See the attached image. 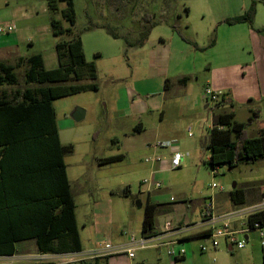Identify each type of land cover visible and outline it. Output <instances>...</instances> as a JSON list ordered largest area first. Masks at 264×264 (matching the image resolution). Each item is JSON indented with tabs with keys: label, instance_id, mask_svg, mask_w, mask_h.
I'll use <instances>...</instances> for the list:
<instances>
[{
	"label": "rangeland",
	"instance_id": "374dc122",
	"mask_svg": "<svg viewBox=\"0 0 264 264\" xmlns=\"http://www.w3.org/2000/svg\"><path fill=\"white\" fill-rule=\"evenodd\" d=\"M7 1L6 4L5 0H0V18L12 10L17 15L24 11L30 16L27 22L18 24L22 28L19 48L23 55L40 54L46 69L57 67L55 44L65 35H53L50 20L54 18L62 28L70 27L72 34L81 38L85 60L95 63L96 79H83L77 84L94 83L97 90L81 91L58 98L52 103L60 140L63 145L73 147L72 153L65 156V163L75 195L78 227L85 223L87 238L100 239L107 232L105 239L110 241L118 237L119 231L123 238L137 235L140 230L137 218L144 213L147 200L171 201L174 206H184L194 222L204 202H214L218 195L227 201L234 184L237 190L255 187L258 191L264 185V160L251 164L240 163L232 169L221 165L217 168V175L213 176L208 163L209 130L212 116L220 107L205 100L203 92L199 94V89L208 80V72L203 69L207 60L211 62L214 56H218L221 59L219 64L224 62L231 67L249 61L252 41L249 30L256 36L264 37L263 0H255L251 26L245 23L228 25L224 20L243 14L253 0H72L75 14L72 27L61 16L67 5L65 1L56 0L55 13L49 11L47 0ZM123 2L125 5L127 2L136 3L138 8L134 14L128 13L119 18L118 11L124 10ZM163 7L170 11L165 16H162L165 13ZM142 9L146 10L145 14L150 13L152 17L148 18L152 23L158 22L151 29L148 41L163 37L172 51L169 66L162 76L151 75V67L142 68L147 61L146 52L140 55L137 53L138 47L126 46L125 41L135 42L138 38L135 31L140 32L141 25H145L143 20L134 21L144 13ZM176 12H180L182 20L175 16ZM111 55L116 57L110 58ZM171 66L180 69L194 67L200 77L198 86L192 80L187 82L188 102L183 100L187 90L185 83L175 80ZM15 74L17 84L1 87L0 94L4 92L16 97L18 92L27 87L22 69H17ZM165 85L167 88H164ZM38 86L29 85L31 88ZM123 88L137 93V96L148 93L153 98H165L168 103L164 120L160 122V113L143 115L141 118H124L117 105L119 99L121 103L123 101ZM197 101L198 104L194 105ZM243 104L235 102L232 109L236 122H245L250 116L248 104ZM76 109L84 111L78 121L72 117ZM139 123L147 131L135 137H126L130 128ZM157 123L162 135L154 137L151 126ZM188 132L191 136H188ZM248 135L254 136L253 128H248ZM166 137L174 139L171 148L154 147L155 143ZM127 142L135 147L126 149L123 145ZM147 144L150 146L147 147ZM174 147L183 154L179 168L168 167L159 173L148 171L151 164L145 163V159L154 157L152 148L157 150L155 156L159 157L168 151L172 153ZM118 155L123 158L112 163H99L103 158ZM151 174L161 184L159 189L141 185ZM212 183L218 184L221 190L211 188ZM162 218H165L162 213L157 215L155 224ZM92 243L88 244L85 251L97 247ZM192 243L203 244L207 250L202 255H209L212 246L210 239ZM218 243L222 247L225 245L223 239H219ZM6 261L9 260L0 259V263Z\"/></svg>",
	"mask_w": 264,
	"mask_h": 264
},
{
	"label": "trees",
	"instance_id": "16d2710c",
	"mask_svg": "<svg viewBox=\"0 0 264 264\" xmlns=\"http://www.w3.org/2000/svg\"><path fill=\"white\" fill-rule=\"evenodd\" d=\"M60 1L67 4L61 16L72 27L75 24L72 0ZM47 5L52 13L57 11L56 0H47ZM254 6L255 0L243 14L224 22L251 26ZM141 20L145 25H141L138 44L158 24L145 16ZM50 24L53 35H65L55 44L57 67L46 69L40 54L21 60L17 68L22 69L27 87L16 97L0 94V257L14 255L15 244L27 240H33L37 252L43 254L81 250L75 203L64 161L73 147L61 144L52 103L81 91L97 90L94 83L77 84L83 79L94 80L96 67L85 60L82 41L72 34L70 27L62 28L54 18ZM15 68L0 63V88L17 84ZM179 81L186 83L187 78ZM30 84L39 86L31 88ZM215 107H219L218 104ZM233 118V112L221 109L212 116L208 142L211 171L221 165L232 169L240 163L264 160V127L250 138L246 127L253 118L247 123L236 122ZM122 158V155L103 158L99 163H112ZM230 198L234 205H243L242 190L234 188ZM166 209L165 204L145 205L142 236L155 235V218ZM254 223L264 226V211L247 217L248 228L252 229Z\"/></svg>",
	"mask_w": 264,
	"mask_h": 264
},
{
	"label": "crops",
	"instance_id": "0c3cea01",
	"mask_svg": "<svg viewBox=\"0 0 264 264\" xmlns=\"http://www.w3.org/2000/svg\"><path fill=\"white\" fill-rule=\"evenodd\" d=\"M5 3L7 4L8 1L5 0ZM121 4L124 7V10L123 12L118 11L119 18H123L128 13L131 15L134 14L133 12L138 8L136 3L129 4V2H127L126 5H130L128 7H126L124 2ZM129 7L130 9H128ZM163 8L165 10V7ZM142 10L144 13H140L141 15H139V19L134 20L135 22H140L144 16H150V13L145 14V9ZM168 12L170 11L165 10V13H162V16H165ZM18 14L20 15H17V12L12 10L9 11L7 15L0 18V21L2 20L0 24H9L13 26V31L11 33L0 34V63L14 66L16 67L15 69H18L17 66L20 64L19 62L21 60L32 56L23 55L19 48L20 32L22 28L18 26V24L27 22L30 16L24 11ZM175 16L182 20L180 12H176ZM170 26L171 28H173V26L176 28L175 25ZM135 33V36L138 37L135 39L136 41H127L130 45L126 44V46L128 48L138 47L137 53L140 55L146 52L145 55L147 61L143 63V69L151 67V75H164L167 71L169 59L172 55V51L169 49L167 42L163 39V37H158L157 41L154 39L148 41L151 33L150 30L147 38L136 46L140 32L135 31ZM178 35L181 36L180 33H178ZM248 35L252 40L250 51L251 58L249 61L245 62L244 65L241 63L231 67L227 66L224 62L219 64L221 59L218 56H214L211 62L207 60V62L203 65V69L208 72V80L199 89V94H202L205 87H210L214 91L221 92L223 97L213 103V106L218 104L220 109L225 111L233 112L232 109L235 102L244 103L245 105L248 104L247 108L250 116L245 122L241 123H247L250 118H253V122L246 127V131L248 135V128H253L254 136H256L258 129L264 127V37L261 35H254L251 29L249 30ZM115 57L116 55L110 56V58ZM128 62L129 60L127 59V65ZM92 63L95 65L94 62ZM171 68L173 69L175 80L181 79L182 77L187 78L185 86L190 80L194 81L196 86L200 83V77L194 67H183L180 69L179 67L173 68V66H171ZM168 81L169 80H166V82ZM165 86L166 87L164 88H167V85ZM186 88V96L183 97V100L188 102V87L186 86ZM121 91L123 92L124 98L122 103L119 99L117 105L124 118H137L138 116L141 118L143 115L151 114L152 116L153 113H160V122L164 120L166 103H168L165 98H153L148 96V93H140V96H137V93L131 91L128 92L126 88L121 89ZM197 104L198 101L194 105ZM205 108H207V106H205ZM233 114L235 115L234 112ZM151 127L153 128V132L151 131V133L154 137L162 135L160 131L161 128L158 123L156 125H152ZM145 128L146 127H144L143 124L139 123L134 128H130V133H128L126 137L141 135L147 131ZM163 140L174 139H168V137H166V139L163 138ZM132 146L135 147V145H132L130 142L124 143L123 145L126 149L131 148ZM148 146L150 145L147 144V147ZM152 149V156H154L152 158H155L156 161L148 162L151 164L148 171L151 173H159L161 170L169 167L171 151H168L162 156H159L158 154L159 157H156L157 150L155 148ZM172 150L180 152L177 147H174ZM263 187L264 185L259 188V191L255 190V187L243 189V205L248 204L247 206H251L257 204L261 200ZM72 196L75 203V219L81 243L80 251L58 254L38 253L35 242L33 240H27L15 244L16 253L14 255L1 256V260L9 261L0 264H264V243L261 242L260 231L251 230L246 231L245 233H238L240 230H244L246 228L247 217L243 214H234L228 220V224L230 229L237 233V239L243 238L246 241L245 248L238 250L223 240L225 248L220 245L216 248L211 247L210 253L206 257L202 255L203 252L200 250V246L203 244L198 245V243H192L193 241L208 240L206 235L210 226L208 224L201 225L200 221L202 209H200L199 217L197 221H194L196 223H194L192 222V215L187 212L184 206H174L171 201L147 200L145 205L147 203L165 204L167 209L162 213L165 218H162L163 220L157 222L155 230L156 233L153 235L156 237L155 242L149 244L146 248H135L133 251V257H129L126 250L129 246L130 236L123 238V236H121V231L117 232L118 237L116 236L114 240L111 239L110 241L105 239V237H107V232L103 233L101 236L103 237L104 235V237L100 239H95L93 237L89 239L85 236L86 225L83 223L81 227H78L76 215L77 205L73 192ZM215 201H212L214 214L230 213L242 206L234 205L231 201L230 194L227 201L224 199L222 200L219 195L216 196ZM204 204L205 202L203 203V206ZM143 217L144 213L137 218V220H139L140 230L137 235L132 234L135 239H138L141 236ZM168 221L170 222L171 230L167 231L165 229V223ZM186 226H189V228L184 231H179V228ZM260 230L264 236V226L261 227ZM90 240L93 242L92 244H95L97 247L92 251H85L88 248V244L91 243ZM169 245H172L175 249H184V255L176 259L169 257L167 255V248ZM227 252L230 254H227Z\"/></svg>",
	"mask_w": 264,
	"mask_h": 264
},
{
	"label": "built area",
	"instance_id": "2783aa9c",
	"mask_svg": "<svg viewBox=\"0 0 264 264\" xmlns=\"http://www.w3.org/2000/svg\"><path fill=\"white\" fill-rule=\"evenodd\" d=\"M13 31V26L6 24V25H0V34H9ZM203 96L205 100L209 101L210 103H215L219 100V98L222 97V93L218 91L212 90L210 87H205L203 89ZM189 131V130H188ZM188 136L190 135V132H188ZM173 145L172 140H162L157 143H155L154 147L158 149H165V148H171ZM181 160H182V154L178 151L173 150L171 153L170 161H169V168L170 169H177L181 165ZM156 161L155 158H146L145 163L148 162H154ZM211 173L213 176L217 175V170H212ZM141 185L143 186H148L150 188L154 189H159L161 187V184L156 182L154 180L153 175L151 174V177L149 179H145L141 182ZM211 188L218 189L219 191L221 190V187L216 184L212 183ZM262 197L261 200L254 205L251 206H245V207H239L238 209L226 213V214H214L213 213V207H212V201L210 203H205L202 210H201V225L208 224L209 231L206 235L210 241H212V246L213 248H216L219 246L218 240L223 239L230 245L234 246L236 249L241 250L244 249L246 246V241L242 239H237L236 238V232L231 230L228 224V220L234 215L238 214H243L246 217H248L251 214H254L256 212L264 211V187L262 189ZM166 227L165 229L171 230V225L170 222H166ZM189 226L179 228V231H184L188 229ZM261 227L257 224H253V228L250 229L246 226L244 230H240L238 233H245L246 231H251V230H259L260 231V237H261V242L264 243V236L261 233ZM178 230V229H177ZM156 240L155 236L151 237H144L140 236L138 239H135L134 236H130L129 239V246L127 247V254L129 257H133V251L135 248H146L149 244L154 243ZM201 252H205L207 248L202 245L200 246ZM185 253L184 249L179 248L175 249L172 245H169L167 248V255L171 258H179L183 256Z\"/></svg>",
	"mask_w": 264,
	"mask_h": 264
},
{
	"label": "water",
	"instance_id": "95a60500",
	"mask_svg": "<svg viewBox=\"0 0 264 264\" xmlns=\"http://www.w3.org/2000/svg\"><path fill=\"white\" fill-rule=\"evenodd\" d=\"M84 115V111L81 109H76L73 113H72V117L75 121L80 120ZM235 188V184L233 185V189Z\"/></svg>",
	"mask_w": 264,
	"mask_h": 264
}]
</instances>
